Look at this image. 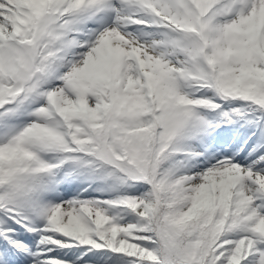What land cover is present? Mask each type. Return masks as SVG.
I'll list each match as a JSON object with an SVG mask.
<instances>
[{"label": "snow or ice", "instance_id": "obj_1", "mask_svg": "<svg viewBox=\"0 0 264 264\" xmlns=\"http://www.w3.org/2000/svg\"><path fill=\"white\" fill-rule=\"evenodd\" d=\"M0 264H264V0H0Z\"/></svg>", "mask_w": 264, "mask_h": 264}]
</instances>
